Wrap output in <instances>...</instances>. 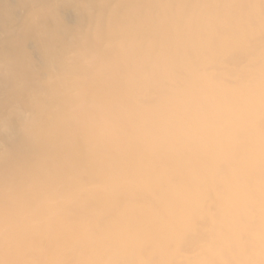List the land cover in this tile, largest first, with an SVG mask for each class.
I'll return each instance as SVG.
<instances>
[{
	"label": "bare ground",
	"instance_id": "bare-ground-1",
	"mask_svg": "<svg viewBox=\"0 0 264 264\" xmlns=\"http://www.w3.org/2000/svg\"><path fill=\"white\" fill-rule=\"evenodd\" d=\"M0 264H264V0H0Z\"/></svg>",
	"mask_w": 264,
	"mask_h": 264
}]
</instances>
